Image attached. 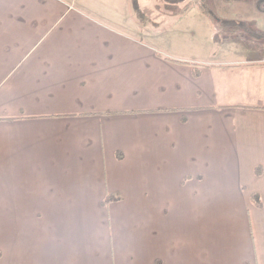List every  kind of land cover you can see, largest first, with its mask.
I'll list each match as a JSON object with an SVG mask.
<instances>
[{
    "label": "crops",
    "instance_id": "0c3cea01",
    "mask_svg": "<svg viewBox=\"0 0 264 264\" xmlns=\"http://www.w3.org/2000/svg\"><path fill=\"white\" fill-rule=\"evenodd\" d=\"M112 5L0 0V264H264V0Z\"/></svg>",
    "mask_w": 264,
    "mask_h": 264
},
{
    "label": "rangeland",
    "instance_id": "374dc122",
    "mask_svg": "<svg viewBox=\"0 0 264 264\" xmlns=\"http://www.w3.org/2000/svg\"><path fill=\"white\" fill-rule=\"evenodd\" d=\"M135 1V3H138L140 7H145V8H149L151 10V14L153 15V19H150L149 21H147L145 23V28H155L158 27V29H165L166 26L170 27L173 23H177L179 22V24H184L183 22L185 21H192L194 20V18L198 17L197 12L195 10H189L187 13H184L183 16L178 17V14H172L171 11L174 10H179L182 9L184 7V5H186L189 1L191 0H91V2L93 4H95L96 6L100 7L101 9H103L105 12L101 11L102 14H104L107 19L110 20H115L116 22L119 23V25H121L122 27L125 26H131V24L129 22H127V20L124 18L125 14H128L126 12V10H122L119 7H116L112 4H122V3H129V4H134L133 2ZM222 0H199L200 3H204L205 5L208 4V2H212V3H216V2H221ZM231 1V0H228ZM233 3L239 2V3H249V1L252 0H232ZM248 1V2H246ZM97 4H96V3ZM104 3V4H102ZM130 5V11L132 12V8ZM216 12L210 10L209 14L213 15V17H215ZM224 13H228V14H233V12L229 11V12H224ZM97 14L99 13V10L97 11ZM244 15V18H242L240 15ZM101 15V14H100ZM157 15V16H156ZM96 18H99L98 16H95ZM212 18V16H211ZM249 19H252V21H262L264 19V9L261 10H257L256 12H252V11H242L241 14H239V17H232L229 18V22L231 23L236 22V21H240V22H244L247 21ZM1 20V19H0ZM122 20V21H119ZM172 20H176V21H172ZM251 21V22H252ZM229 23V24H230ZM253 23V24H252ZM249 23L247 25V28L250 30V28H253L254 22ZM231 25V24H230ZM243 25V24H242ZM232 26H228V29H232ZM167 28V27H166ZM129 30V29H128ZM244 31V30H243ZM248 31V30H245ZM251 31V30H250ZM189 37V36H187ZM191 41H194L195 37H189ZM210 41V40H209ZM19 49H17L18 51ZM4 51H8V48H5ZM252 196V195H251ZM252 200L251 201V206H255L256 202L254 200H256V198H254V196L251 197Z\"/></svg>",
    "mask_w": 264,
    "mask_h": 264
},
{
    "label": "trees",
    "instance_id": "16d2710c",
    "mask_svg": "<svg viewBox=\"0 0 264 264\" xmlns=\"http://www.w3.org/2000/svg\"><path fill=\"white\" fill-rule=\"evenodd\" d=\"M134 7L136 8L137 3H135V1L133 2ZM191 4H200L199 0H191L189 1L186 5H184V7L182 9L179 10H174L171 11L174 14H182L184 13V11H186V9H188L189 5ZM138 14V12H137ZM120 200V196L118 194H114V193H108L104 196V198L101 200V205L102 206H107L109 203L111 202H115V201H119Z\"/></svg>",
    "mask_w": 264,
    "mask_h": 264
}]
</instances>
